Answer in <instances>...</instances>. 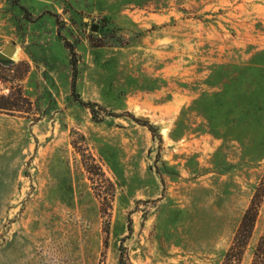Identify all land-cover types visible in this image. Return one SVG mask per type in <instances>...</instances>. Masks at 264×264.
Masks as SVG:
<instances>
[{
  "label": "rangeland",
  "instance_id": "rangeland-1",
  "mask_svg": "<svg viewBox=\"0 0 264 264\" xmlns=\"http://www.w3.org/2000/svg\"><path fill=\"white\" fill-rule=\"evenodd\" d=\"M23 64L0 264H221L264 183V0H0ZM263 228L264 193L240 264Z\"/></svg>",
  "mask_w": 264,
  "mask_h": 264
},
{
  "label": "trees",
  "instance_id": "trees-1",
  "mask_svg": "<svg viewBox=\"0 0 264 264\" xmlns=\"http://www.w3.org/2000/svg\"><path fill=\"white\" fill-rule=\"evenodd\" d=\"M65 46L69 49L71 58L75 56L71 44L64 42ZM73 59V58H72ZM72 67L75 73V60H72ZM25 65V70L22 71L18 76H3L0 75V82L12 84L16 81L20 82L24 77L25 73L28 72V66ZM75 76V74H74ZM12 82H11V81ZM74 88V83H72V89ZM7 94H0V112L7 113L10 115H28L31 112V103L22 94L19 84L10 85ZM89 105V104H87ZM134 121L140 123L141 125L147 127V129L153 132L151 126L147 122H140L137 119ZM264 193V183L258 186L251 198V201L244 211L239 226L232 238L231 244L229 245L227 251L225 252L223 261L221 264H240L242 257L244 255L245 249L247 247L248 241L253 233L254 225L258 216L260 205L262 202V197ZM250 264H264V228L262 234L259 236L256 245L253 250L252 259Z\"/></svg>",
  "mask_w": 264,
  "mask_h": 264
},
{
  "label": "water",
  "instance_id": "water-1",
  "mask_svg": "<svg viewBox=\"0 0 264 264\" xmlns=\"http://www.w3.org/2000/svg\"><path fill=\"white\" fill-rule=\"evenodd\" d=\"M4 54L8 57H12L14 54V49L8 46L5 48Z\"/></svg>",
  "mask_w": 264,
  "mask_h": 264
}]
</instances>
